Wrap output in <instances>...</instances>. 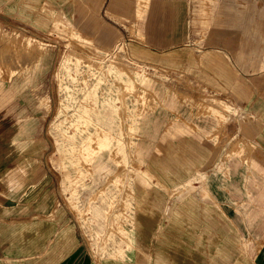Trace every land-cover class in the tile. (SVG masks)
I'll list each match as a JSON object with an SVG mask.
<instances>
[{
  "label": "crops",
  "instance_id": "crops-1",
  "mask_svg": "<svg viewBox=\"0 0 264 264\" xmlns=\"http://www.w3.org/2000/svg\"><path fill=\"white\" fill-rule=\"evenodd\" d=\"M256 5L255 15L224 10L204 46L184 44L182 26L166 33L165 49L143 46L166 63L184 58L164 67L189 75V97L174 111L159 110L156 151L144 160L154 186L125 220L105 226L94 204L99 224H87L48 165L34 158L29 173L23 159L0 152V264H264V0ZM134 9L135 0H0V23L43 31L58 16L88 22L94 15L110 26L126 16L128 42ZM103 27L106 40L114 36ZM187 54L196 61L190 73ZM19 91L0 86V129Z\"/></svg>",
  "mask_w": 264,
  "mask_h": 264
},
{
  "label": "rangeland",
  "instance_id": "rangeland-1",
  "mask_svg": "<svg viewBox=\"0 0 264 264\" xmlns=\"http://www.w3.org/2000/svg\"><path fill=\"white\" fill-rule=\"evenodd\" d=\"M212 1L217 0H135L129 43L126 16L116 29L94 15L88 22L58 16L43 31L0 23V86L20 88L1 125L0 147L7 149L0 152L8 161L23 159L29 173L34 158L48 165L87 224L98 223L94 204L103 207L105 226L125 220L132 204L154 186L152 174L145 176L144 160L156 151L159 110L174 111L189 97V75L164 67H180L184 58L166 63L161 54L141 51L143 46L165 49L166 33L177 26L183 27L184 44L201 47L224 10L258 12L256 0H230V7ZM102 27L114 36L106 40ZM184 56L190 73L196 61ZM105 131L110 141L101 149L98 139ZM87 137L92 155L83 147ZM200 177L190 179L188 189Z\"/></svg>",
  "mask_w": 264,
  "mask_h": 264
},
{
  "label": "bare ground",
  "instance_id": "bare-ground-1",
  "mask_svg": "<svg viewBox=\"0 0 264 264\" xmlns=\"http://www.w3.org/2000/svg\"><path fill=\"white\" fill-rule=\"evenodd\" d=\"M25 57H26V56H25ZM81 116H82V115H81ZM93 117H94V116H93ZM86 122H87V121H86ZM86 122H85V123H86ZM78 124H79V123H78ZM108 133H109V132H108ZM109 141H110V140H109ZM87 150H88V149H87ZM87 150H86V151H87ZM89 156H90V155H89ZM85 157H86V155H85Z\"/></svg>",
  "mask_w": 264,
  "mask_h": 264
}]
</instances>
